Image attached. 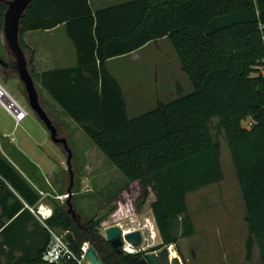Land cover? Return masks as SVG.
I'll use <instances>...</instances> for the list:
<instances>
[{
    "label": "trees",
    "instance_id": "obj_1",
    "mask_svg": "<svg viewBox=\"0 0 264 264\" xmlns=\"http://www.w3.org/2000/svg\"><path fill=\"white\" fill-rule=\"evenodd\" d=\"M5 9L0 3V31ZM59 26L74 47L76 66L37 76L23 35ZM160 39L170 43L192 91L129 119L105 62ZM19 45L32 79L126 182L145 189L143 201L146 189L155 195L149 209L158 249L176 245L178 233L194 235L187 195L223 179L220 144L211 134L217 120L245 209V260L255 248L264 264V0H131L95 11L89 0H33L20 19ZM5 199L16 202L13 217L25 212L24 204L33 208L39 196L0 155V200ZM50 205L46 242L37 259L24 264H45L47 228L70 236L75 254L88 243L101 264H130L102 237L99 220L81 224L66 203Z\"/></svg>",
    "mask_w": 264,
    "mask_h": 264
},
{
    "label": "rangeland",
    "instance_id": "obj_2",
    "mask_svg": "<svg viewBox=\"0 0 264 264\" xmlns=\"http://www.w3.org/2000/svg\"><path fill=\"white\" fill-rule=\"evenodd\" d=\"M127 1L131 0H92L91 7L93 10H96L122 4ZM0 32L2 43L0 46V59L8 65H14L15 60L7 50L2 31ZM43 40L45 41V46L47 49L51 50L52 54L64 56L67 52L69 53L71 44L64 35L62 28L57 30L54 34H51V36L45 37ZM171 55L174 56V52L168 40H165L145 47L137 54L136 57L139 58L137 61L134 59L119 60L109 65L112 69L114 68L116 70H118V68L129 69L130 75L132 74L135 77H138L139 74L142 79H137L138 81L133 82L136 84L139 83V89L142 90L141 92L143 94L141 100L145 101V99H149L153 93L158 95L161 88L165 91L167 85L170 83L173 75ZM25 58L26 61H28V55H25ZM167 59H170L171 62H167ZM2 69L3 68L0 66V85L8 95L27 112L28 116L25 118L22 125L25 126V123L28 125L27 130L33 139V145L35 141L40 143V145L42 143L44 152L48 153L51 158L58 161L59 158L63 159L65 157L66 163L68 153L64 150L62 145H57L52 141L48 130L30 109L23 85L18 77H16V71L12 69L2 75ZM178 71L180 73L178 82L182 89L181 95L188 94L192 91L191 85L180 69ZM121 77L123 76H117L120 83L124 86L123 88L127 95V103L132 105L134 103V98L131 96L130 90L125 87V80L123 81ZM182 82H184L183 86ZM39 103L51 119L48 113L49 111L40 95ZM146 111L147 109H144L141 105L136 112L143 114ZM10 121H13L11 117L0 108V122L8 124ZM52 122L59 138L68 137L66 143L71 153L70 166L72 164L73 172H78L82 166L93 158L98 164L101 163L102 167L99 169V174L104 178L102 184L109 180L112 181L104 190L98 191L99 193L96 197L95 194L87 192L73 199L74 197L68 198L66 193L69 184V179L66 178L64 193L60 199L61 205H65L68 201L72 206L73 213L76 214L75 210L79 213V215H76L80 218L81 224L88 218L99 220V229L101 232L104 225L113 224L116 219L135 214H128V211L127 214L124 213V215L121 216L120 213L122 211L118 210L122 195L120 196V194L116 193V191L114 192V190L121 186V184L126 183L123 176L104 158L80 129L77 130V134L72 138L69 137L68 133H66L61 126H58L54 121ZM217 123V120H212L211 134L220 144V161L223 179L219 183L207 186L187 195V207L193 212L196 220L197 232L188 238H181L178 233V244L173 245L171 250L174 252L175 257L177 256L180 259L182 264H219L221 262L226 264H259L258 254L255 248L252 250L250 260H245V240L247 231L243 223L244 205L235 178L227 143L223 135L221 133L217 134L215 129ZM21 134V130H18L14 135L19 136ZM89 156H91L90 159ZM111 172L114 175H111ZM98 186L100 185H97L95 188L98 189ZM146 191L147 197L145 200H150L152 191L150 188ZM112 193H114L113 197L115 198L107 203V201L113 198L110 199ZM142 208L140 212L136 213L137 216H151L148 208L145 206H142ZM123 218L121 219L122 221L124 220ZM56 232L65 235V233L62 232Z\"/></svg>",
    "mask_w": 264,
    "mask_h": 264
},
{
    "label": "crops",
    "instance_id": "obj_3",
    "mask_svg": "<svg viewBox=\"0 0 264 264\" xmlns=\"http://www.w3.org/2000/svg\"><path fill=\"white\" fill-rule=\"evenodd\" d=\"M91 2L92 0H89L90 6ZM60 28L63 29V33L65 35V31L62 26L49 31L27 32L23 35V42L25 46L33 53L32 70L35 75L40 76L41 74L46 72L69 69L76 66L75 50L70 41L69 42L71 44V47L69 49V53L67 52V54L64 56L52 54L51 50L47 49V47L45 46V41L43 39L45 37L51 36V34H54ZM165 40L166 39H160L155 42H150L137 51H134L125 56L111 58L105 62L106 70L116 80L121 89L126 106V115L129 119L141 115L140 112H136L137 109L141 107V105L144 107V109H147V111H149L151 109H154L158 103L165 104L171 100H174L178 95H181L182 89L178 82L180 76L178 70L180 69L181 71V68L174 53L175 58L171 55L172 62L170 61V59H167V62L170 61L173 66V75L165 91H163V89L161 88V91H159L160 93L158 95L156 93H153L149 99H145V101H143L141 100L143 94L141 92L142 90L139 89V83L136 84L133 82L138 81L137 79H142L141 76L139 74L138 77H135L132 74L130 75L129 69H112L109 64L115 61L128 59H134L135 61H137L139 59L136 57L137 54L141 52L145 47L153 43L163 42ZM1 45L2 43L0 32V46ZM83 75L88 76L86 72L83 73ZM119 75L123 76L121 77V79L123 81H126H124V85L130 90V94L134 98V103L132 105H129L127 103V95L125 94V90L123 88L124 86L120 83L119 78H117V76ZM33 81L35 82L36 89L39 92L43 103L46 105L49 111L48 113L52 120L50 118L49 119L51 121H54L58 126H61L66 131V133H68L69 137L74 138L77 134V130L80 128L53 101V99L41 87L40 83L35 80ZM183 83L184 82H182V86ZM24 120L19 125H15L13 121L8 122V124L0 122V155L4 157L15 168V170L26 180V182L39 196V201L33 207V209L37 208V206L39 205H46L51 208V200L57 202L58 204H61L60 199L62 198L64 193L66 178L70 180L69 172L67 171V166L65 163V157L63 158L64 160L59 158L58 161H55L54 158H51L48 153L44 152L42 143L40 145V143L35 141L33 145V139L29 131L27 130L28 125H26V123L25 126L22 125L24 123ZM18 130H21L22 134L19 136H15L14 134ZM67 138V136L64 137L65 140ZM90 157L91 156H89V159ZM72 167L73 166L71 164V170L73 172ZM100 167H102L101 163L98 164V162H96L92 158V160H89L84 166H82V168L78 172H73V186L71 188V197H74L73 199L87 192L95 194L96 197V195L99 193L98 191L104 190V188L112 183V181L109 180L110 182L106 181L102 184L104 178L101 174H99V169H101ZM110 174L114 175L112 174V172ZM97 185H100L98 186V189L95 188L97 187ZM8 188L13 191L10 187ZM144 190L145 189L138 182H126L121 184V186L114 190V192L116 191V193L120 194V196L122 195L118 210H121L125 214H127L128 211V214H136L143 209L142 206H145L149 209L150 204L155 200V195L151 193L152 195L150 197V200L143 201L141 197ZM40 193H42L44 196L40 195ZM113 195L114 193H112L110 199L113 197ZM114 198L115 197L107 201V203L111 202ZM15 208L16 202L13 199L0 200V264H24L25 261L36 260L40 250L44 246V243L47 239L43 224L40 223L30 212L29 207L24 204V213L20 214L22 212L20 211L13 217H10V214ZM187 209L194 224V234H196L197 226L195 217L192 210H190L188 207ZM75 212L79 215L76 210ZM244 214L245 209L243 213V223ZM245 229L247 231L246 225Z\"/></svg>",
    "mask_w": 264,
    "mask_h": 264
},
{
    "label": "water",
    "instance_id": "obj_4",
    "mask_svg": "<svg viewBox=\"0 0 264 264\" xmlns=\"http://www.w3.org/2000/svg\"><path fill=\"white\" fill-rule=\"evenodd\" d=\"M33 0H8V1H0L1 4L5 6V12L3 15L2 22V36L4 39V43L6 45L7 50L14 58L15 63L12 66V69L16 71L17 77L21 84L23 85L24 92L27 98L28 105L30 109L35 113L38 120L45 126L48 130L52 141L57 145H62L64 150L68 153L66 166L67 171L69 172L70 180L69 186L67 188L68 198L71 197V188L73 186V174L71 172L70 160L71 153L67 147L66 140L64 138H59L56 132V129L49 119L45 111L42 109L39 103V95L37 89L34 85V81L29 73L27 67V61L25 58V54L22 51L19 45V23L21 17L24 15L25 11L32 3ZM0 66L3 69L8 68V64L3 62L0 59ZM68 207V213H73L72 206L69 202H66ZM121 232L119 228L116 226H112L107 228L104 231L105 240L110 244L113 250L116 253H121L120 246L121 241L119 239ZM127 242L131 243L134 247H138L141 243V237L138 232L129 234L125 237ZM66 240L68 243L71 242V237L67 236ZM125 257L129 258L130 264H182L180 259L176 257L170 256V250L166 247L162 248L160 251L156 253H149L145 256V258H139L137 256H128L127 254H123ZM85 259L89 261L90 264H101L97 258V255L92 247H88L87 252L85 254Z\"/></svg>",
    "mask_w": 264,
    "mask_h": 264
},
{
    "label": "built area",
    "instance_id": "obj_5",
    "mask_svg": "<svg viewBox=\"0 0 264 264\" xmlns=\"http://www.w3.org/2000/svg\"><path fill=\"white\" fill-rule=\"evenodd\" d=\"M3 92L12 101L15 107L18 108L19 112L9 106L7 103L0 99V108L4 110L14 121L16 125H19L28 115L1 87ZM243 126L249 128L251 126L250 120H246ZM40 195L44 196L42 193ZM30 212L36 217V219L44 225V222L49 219L52 215V209L46 205H39L37 208H29ZM121 216L124 213H120ZM116 219L113 224H107L102 227V232L100 233L105 239L104 231L112 226L119 228L121 234L119 239L121 241L120 251L128 256H137L139 258H145L149 253H156L161 249H158L160 245V238L155 226V222L152 216L139 217L136 214L125 216ZM45 226V225H44ZM46 227V226H45ZM49 234V243L43 252L42 261L45 264H90L88 260L85 259V254L89 247L88 243H83L80 247L78 254H75L69 247V243L66 240V234L61 235L54 231L53 229L47 228ZM138 232L141 237V243L138 247H134L131 243L127 242L125 237L129 234ZM169 250L172 246L166 247Z\"/></svg>",
    "mask_w": 264,
    "mask_h": 264
},
{
    "label": "bare ground",
    "instance_id": "obj_6",
    "mask_svg": "<svg viewBox=\"0 0 264 264\" xmlns=\"http://www.w3.org/2000/svg\"><path fill=\"white\" fill-rule=\"evenodd\" d=\"M0 99L19 112L18 108L14 106L12 101H10V99L7 97V95L3 92L1 88H0ZM170 256L175 257L174 252L172 250H170Z\"/></svg>",
    "mask_w": 264,
    "mask_h": 264
},
{
    "label": "flooded vegetation",
    "instance_id": "obj_7",
    "mask_svg": "<svg viewBox=\"0 0 264 264\" xmlns=\"http://www.w3.org/2000/svg\"><path fill=\"white\" fill-rule=\"evenodd\" d=\"M12 66L13 65H8L7 69H2V75H3V73H6V72H9L10 70H12Z\"/></svg>",
    "mask_w": 264,
    "mask_h": 264
}]
</instances>
